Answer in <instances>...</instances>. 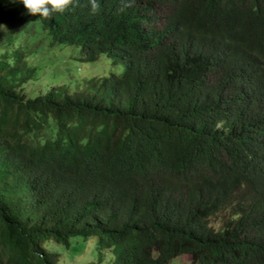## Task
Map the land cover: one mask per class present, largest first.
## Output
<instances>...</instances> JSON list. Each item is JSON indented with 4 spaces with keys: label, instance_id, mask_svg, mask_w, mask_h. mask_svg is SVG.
<instances>
[{
    "label": "trees",
    "instance_id": "trees-1",
    "mask_svg": "<svg viewBox=\"0 0 264 264\" xmlns=\"http://www.w3.org/2000/svg\"><path fill=\"white\" fill-rule=\"evenodd\" d=\"M80 1L41 25L0 0V264H264V0ZM49 40L123 71L29 96Z\"/></svg>",
    "mask_w": 264,
    "mask_h": 264
},
{
    "label": "rangeland",
    "instance_id": "rangeland-1",
    "mask_svg": "<svg viewBox=\"0 0 264 264\" xmlns=\"http://www.w3.org/2000/svg\"><path fill=\"white\" fill-rule=\"evenodd\" d=\"M2 24H0V27ZM29 50H33L28 47ZM80 46L72 43L56 42L48 45L30 58V62L35 64V70L38 77L34 80H29L25 86L27 95H35L38 92H43L51 86L63 85L68 90L75 88L84 89L86 81L92 76L107 75L111 72L120 74L123 71V66L120 59L113 55L108 56L106 53H100L95 60H85L81 57ZM230 208L221 209L216 214L210 217V223L219 226L229 215ZM95 237L92 236L89 240L88 248H93ZM63 244L53 238L46 239L44 246L50 250L60 251L61 255H66L63 251ZM81 252L74 255L70 261L63 264H86L87 261H96V255H91L92 251L80 248ZM79 255L78 257H75ZM168 264H191L190 257L187 254H181L173 257Z\"/></svg>",
    "mask_w": 264,
    "mask_h": 264
},
{
    "label": "clouds",
    "instance_id": "clouds-1",
    "mask_svg": "<svg viewBox=\"0 0 264 264\" xmlns=\"http://www.w3.org/2000/svg\"><path fill=\"white\" fill-rule=\"evenodd\" d=\"M4 2H10L16 6L22 7L24 9L23 14L27 11L28 14L33 15L35 18H37V20L40 22L41 25H45L44 22H48L49 20L53 19L55 16L63 14V13L67 14L71 20H75L81 12L85 10L90 12V6L88 5V3L85 1H80V0H4ZM89 3L91 4V10L93 14H95L99 10V7H100L99 4L97 3V0H89ZM138 7H135V8H138ZM144 9H146V7L140 8L136 11H143ZM139 23L144 32L150 31L156 26V20H154L152 17H150L146 13L140 14ZM18 27L19 29L14 30V32L21 31V30L25 31V36H24L23 41L26 45H28L34 38V32H35L34 27L30 25L29 23L27 24L26 21H19ZM29 35H32V36H29ZM43 36H48V34L44 32ZM54 43H52L51 40H49L45 43L43 48L48 45H52ZM63 43H72V42L65 41ZM76 44L80 46V51H81V44L78 42H76ZM80 57L83 59L82 52H81ZM30 58L28 59V64L34 67V70H35V64L30 62ZM97 58L98 57L93 58L91 60H95ZM33 76L38 77L36 70ZM55 87H60L62 92H65L67 94H75V93L81 92V88H78V87L75 88L74 90H68L61 84L56 85ZM217 127H219V125H217ZM50 182H51L50 184L46 185V188L50 191L51 194L52 192H57L56 188L52 184L53 179ZM71 186L77 187L78 185L76 183H72Z\"/></svg>",
    "mask_w": 264,
    "mask_h": 264
}]
</instances>
